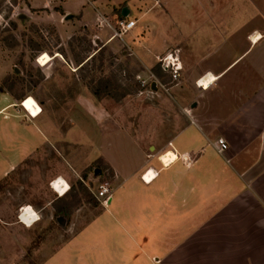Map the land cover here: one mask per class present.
Masks as SVG:
<instances>
[{
  "label": "crops",
  "instance_id": "crops-1",
  "mask_svg": "<svg viewBox=\"0 0 264 264\" xmlns=\"http://www.w3.org/2000/svg\"><path fill=\"white\" fill-rule=\"evenodd\" d=\"M149 1L147 13L130 18L136 27L120 40L132 47L137 67L146 71L138 76L144 80L154 73L159 58L175 52L180 59V85L169 93L176 107L154 112L165 121L136 137L119 121L111 123L100 101L89 96L83 116H69L73 126L63 134L45 113L44 103L38 102L42 114L31 118L20 98L0 88V184L46 147L62 140L77 143L76 127L85 119L117 151L98 153L90 144L93 162L100 160L112 170L116 187L110 205L85 226L110 242L101 264H264V0H245L253 8L245 16L229 14L228 21L241 22L238 29L216 30L215 13L205 23L206 33L197 37L170 23L169 0ZM227 1L230 8L236 6V0ZM59 2L63 12L80 17L78 23L87 29L100 23L98 16L111 27L118 19L88 12L91 0H80L76 9L66 0ZM113 35L109 44L119 39ZM256 35L260 37L254 43ZM207 73L215 77L212 83ZM2 78L0 71V87ZM175 109L181 112L175 114ZM221 138L229 144L223 155L215 148ZM168 152L178 160L164 168L160 156ZM148 171L146 178L158 176L151 182L145 178V183ZM57 177L68 184L72 178L57 171L46 182ZM27 206L40 215L57 213L50 200L41 204L28 199L16 208ZM72 241L44 264L61 260Z\"/></svg>",
  "mask_w": 264,
  "mask_h": 264
},
{
  "label": "rangeland",
  "instance_id": "rangeland-1",
  "mask_svg": "<svg viewBox=\"0 0 264 264\" xmlns=\"http://www.w3.org/2000/svg\"><path fill=\"white\" fill-rule=\"evenodd\" d=\"M79 1L66 0V5L76 9ZM91 1L93 4L88 3V12H102L111 20L119 18L125 8L130 11L129 18L138 19L147 13L151 3L149 0ZM169 1L170 23L175 22L181 32L196 34V37L206 33L205 23H209L215 13L216 30L220 26L238 29L241 22L238 19L237 22L228 21L229 14L245 16L253 9L245 0H236V6L231 8L227 0ZM224 6L227 8H222ZM67 16L59 0H0L1 84L7 86L4 89L2 85V91L6 93L12 88L21 102L26 101L24 110L34 118L42 114L37 102L44 103L45 113L59 123L63 134L73 126L69 116L75 112L77 116H83V107L89 105L85 97H95L93 91L97 88L102 92L101 99H96L111 123L119 121L136 137L147 133L151 127L159 128L165 118L158 120L154 112H161L163 107L171 104V108L176 107L169 93L180 82L177 86L171 84L169 75L157 65L153 74L169 91L158 85L154 94L141 95L137 78L146 71L137 67L132 47L120 39L109 44L113 34L106 25L102 27L98 23L87 29L78 23L80 17L71 16L68 20ZM112 23L115 25V19ZM258 37L256 35L253 42L259 41ZM179 49L175 47L173 50L178 52ZM222 94L225 95V91ZM188 107L191 109L190 104ZM177 110H173L175 114L181 112ZM122 113L125 115L123 120L118 115ZM75 132L77 143L62 140L46 147L0 184V264H44L55 251L72 240L67 250L61 253L63 261L57 260L55 264H101L104 259L109 240L99 239V233H91L85 226L104 208L94 197L90 185L97 180L111 182L114 176L100 160L93 162L90 144L98 153L117 151L108 148L102 136L85 119L77 125ZM117 139L125 143L120 137ZM57 171L72 176L71 190L64 197L52 192L49 188L51 182H46L47 177ZM28 199L41 204L53 201L57 213L45 211L39 214L41 220L26 229L19 221L22 208L16 207ZM15 208L17 212H13ZM62 209L65 211L59 212ZM59 218L65 222L64 227L58 223Z\"/></svg>",
  "mask_w": 264,
  "mask_h": 264
},
{
  "label": "built area",
  "instance_id": "built-area-1",
  "mask_svg": "<svg viewBox=\"0 0 264 264\" xmlns=\"http://www.w3.org/2000/svg\"><path fill=\"white\" fill-rule=\"evenodd\" d=\"M104 24L113 30V32H114L113 39H115V38L121 39L124 35H126L129 32H131L136 27L137 22L130 20V18L128 17V18H118V19H116L115 25L113 27H111V25H109L106 22H104ZM158 61H159V65H160L161 69L167 75H169V77L171 79V84H173L174 86H177L178 83L180 82L181 73H182L183 68H182V64L180 62V59L178 58V56L175 55V52L166 54L165 56L159 58ZM205 77L206 76H204L203 78H205ZM203 78H201V79H203ZM137 79H138V82H139V84H140V86L142 88L141 95H144L147 92H149L150 94H154V91L152 90V84L153 83L156 84V87H158V85H159L163 89H165V91H167V92L169 91L160 82H158V80L156 79L154 74H150V76L146 80L141 79L139 77ZM24 104H25V102L22 101L21 102V106H22L23 109H25L24 108ZM31 118H33V116ZM170 146H171V144H170ZM215 148H216L218 154L223 155L229 150V144H228V142L225 139L221 138V139H219L217 141V144H216ZM162 164H163L164 168H168L164 163H162ZM149 173H150V171H148L143 176L144 182H145L146 176ZM157 176H158V174L155 175V177L153 178L152 181H154ZM64 182L65 183H61L60 178H57V179H55L54 181L51 182L50 186L54 190L56 189L57 186H59V188H64V193H65V195H67L70 192L71 187H70V185L68 184V182L66 180H64ZM66 185H67V187H66ZM90 189H91L94 197L96 198V200L104 208H107L110 205V203H111V201H112V199H113V197L115 195V192H116V187L114 186V178L112 179L111 182L108 181V180H103V181L97 180L96 183H92L90 185ZM58 195L60 197H64L65 196V195L61 196V194H58ZM24 213H26V208H22L21 209L19 218ZM35 214L38 215V217H39L38 221H37V223H38L41 220V218H40V216H39V214L37 212H35Z\"/></svg>",
  "mask_w": 264,
  "mask_h": 264
},
{
  "label": "bare ground",
  "instance_id": "bare-ground-1",
  "mask_svg": "<svg viewBox=\"0 0 264 264\" xmlns=\"http://www.w3.org/2000/svg\"><path fill=\"white\" fill-rule=\"evenodd\" d=\"M25 103H26V101H25ZM41 113H42V110H41ZM177 160H178V156L175 153H173V152H168V154L166 153V154H163V155L160 156V161L162 163H164L167 167H170ZM154 177H155L154 173H151V175H149L146 178L147 182H151ZM60 181H62L63 183H65L62 178H60ZM55 190H54V192H56L57 194L63 193V195H61V196H64L65 195L64 188H59V186H57ZM37 217H38V215L35 214L34 209L29 206V207H26V213H24L23 215H21V217L19 218V220H20V223L23 226H25L26 228H32L37 223V221H38Z\"/></svg>",
  "mask_w": 264,
  "mask_h": 264
},
{
  "label": "trees",
  "instance_id": "trees-1",
  "mask_svg": "<svg viewBox=\"0 0 264 264\" xmlns=\"http://www.w3.org/2000/svg\"><path fill=\"white\" fill-rule=\"evenodd\" d=\"M123 11L121 12V14H120V18H124L123 17ZM94 57L95 56H93L91 59H90V61L92 60V59H94ZM3 85V87H4V89L5 88H7V86H6V84L4 85V84H2ZM9 88V87H8ZM103 89H106V86L105 87H103ZM14 97H16V98H20V96H17V95H15L14 93H13V89L12 88H9V90H8ZM101 88H97L96 90H94L93 91V94L95 95V97L96 98H98V99H101ZM65 211V210H64ZM66 212H67V210H66Z\"/></svg>",
  "mask_w": 264,
  "mask_h": 264
},
{
  "label": "water",
  "instance_id": "water-1",
  "mask_svg": "<svg viewBox=\"0 0 264 264\" xmlns=\"http://www.w3.org/2000/svg\"><path fill=\"white\" fill-rule=\"evenodd\" d=\"M123 17L124 18H128L129 17V15H130V11L127 9V8H125L124 10H123ZM67 19L69 20V19H71V16H67ZM152 90L153 91H157L158 90V88L156 87V84L155 83H153L152 84ZM96 176H98V172H96ZM58 222L62 225V226H65V222L62 220V218H59L58 219Z\"/></svg>",
  "mask_w": 264,
  "mask_h": 264
},
{
  "label": "clouds",
  "instance_id": "clouds-1",
  "mask_svg": "<svg viewBox=\"0 0 264 264\" xmlns=\"http://www.w3.org/2000/svg\"><path fill=\"white\" fill-rule=\"evenodd\" d=\"M98 21H100L101 26L103 27L104 21H103L102 18L99 17V16H98ZM206 75L208 76V78L213 77L211 73H207ZM214 79H215V77H214ZM66 187H67V185H66ZM60 194L63 195V193H60ZM38 218H39V217H37V219H38Z\"/></svg>",
  "mask_w": 264,
  "mask_h": 264
},
{
  "label": "snow or ice",
  "instance_id": "snow-or-ice-1",
  "mask_svg": "<svg viewBox=\"0 0 264 264\" xmlns=\"http://www.w3.org/2000/svg\"><path fill=\"white\" fill-rule=\"evenodd\" d=\"M212 79H214V77H210V78H209V81H211ZM61 183H63V182L61 181Z\"/></svg>",
  "mask_w": 264,
  "mask_h": 264
}]
</instances>
